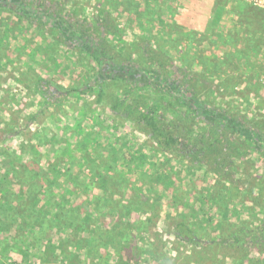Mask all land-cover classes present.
Segmentation results:
<instances>
[{
  "label": "rangeland",
  "instance_id": "1",
  "mask_svg": "<svg viewBox=\"0 0 264 264\" xmlns=\"http://www.w3.org/2000/svg\"><path fill=\"white\" fill-rule=\"evenodd\" d=\"M62 1L65 13L77 10V17L68 18L69 22L107 11L121 43L112 42L111 59L99 62L54 38L50 28L42 26L44 16L33 10L35 18L30 19L20 0L0 5V163L4 153L14 163L37 157L44 168L56 160L65 176L77 172L86 178L83 196L93 190L104 195L101 181L89 185L93 175L104 171V177L112 176L108 177L110 191L123 216L119 225L138 256L130 264H264V61L258 63L264 60V36L261 30L255 34L260 41L254 43L258 46L253 51L249 45L253 35L248 34L243 13L250 4L235 0ZM122 44L120 53L132 58L133 67L141 73V86L134 92L144 106L181 121L192 134L208 130L211 113L204 104L242 119L241 128L230 133L236 147L232 183L219 182L204 165L165 152L129 120L112 113L111 105L124 98L129 80L136 78L128 74L126 80L122 69L112 78L103 74ZM144 48L155 50L151 51L155 56L162 54L168 73L188 72L193 85H188L189 92L162 80L159 65L149 59L151 52L150 56L142 53ZM40 78L65 94L60 103L42 107V92L36 88ZM100 81L102 87L96 84ZM90 86L85 96L77 92ZM99 89L103 90L100 102ZM195 103L199 115L193 112ZM131 146L145 152L152 164L141 163L140 156L132 158L126 151ZM123 151L129 167L120 174L106 170ZM85 154L88 165L82 159ZM72 163H78L76 171ZM43 178L48 184L50 176ZM119 181L123 189L117 188ZM126 194L138 198L141 209L135 210L128 197H121ZM181 221L194 228L197 245L174 236L172 228ZM54 235L41 239L38 253L27 251L28 264H51L44 247L49 239L56 243L64 237ZM120 240L111 248L120 249ZM114 249L106 251L105 260L96 253L93 264L126 262L118 259ZM21 260L15 251L0 252V264ZM77 264L90 263L83 257Z\"/></svg>",
  "mask_w": 264,
  "mask_h": 264
},
{
  "label": "trees",
  "instance_id": "2",
  "mask_svg": "<svg viewBox=\"0 0 264 264\" xmlns=\"http://www.w3.org/2000/svg\"><path fill=\"white\" fill-rule=\"evenodd\" d=\"M7 2L8 0H0V5H5ZM19 3L23 4L30 19L35 18L31 12L33 10L43 15L42 26L50 28L49 31L54 38L98 59L99 62L105 63L104 59H111V55L114 53L112 42L114 44L120 42L119 30L114 25L111 14L105 10H99L90 18H78L69 22L68 18L77 17V10L65 13L62 0H20ZM247 6L243 12L246 13L245 21L243 17L242 20L246 29H249L248 34L253 35L249 45L255 51L258 45H254V43L260 41L255 40V34L261 30L260 36H264V10L252 5ZM11 8L13 9L14 6ZM20 15L25 16L26 14L22 12ZM52 21L58 24L55 28L49 24ZM123 45L118 47L117 55L112 60V66L102 69L103 74L112 78L116 71L122 69L124 73H127L124 74L126 80L129 77L128 74L130 76L136 74V78L129 80V88L126 90L124 98L116 99L111 105L112 113L129 120L165 152L175 153L183 160L190 161L191 164L204 165L212 174L220 178L219 182L224 180L226 183H232L234 181L233 157L236 147L230 133L241 128L239 122L242 119H235L231 112L204 104L203 108L211 113V118L206 122L208 130L202 134H192L191 131L184 128L181 121L170 120V118L158 114L153 108L144 106L134 92L135 88L141 86L142 80L139 79L141 73L133 67L135 62L132 58H126L120 53ZM151 51L155 50L144 48L142 53L145 56H150ZM152 53L149 59L159 65L160 78L172 83L178 90L189 92L188 85H192L189 83L190 74L188 75L186 71L181 76L176 72L168 73L162 54L156 55V57V52L153 53V56ZM262 61L264 60H260V62L258 60V63H262ZM102 65L104 64L102 63ZM96 84L102 87L104 82L100 81ZM36 88L42 92V107L60 103L61 98L65 97V94L55 89L47 79H38ZM91 90L90 86L87 89L79 88L77 92L85 96ZM66 95L68 96L69 93L66 92ZM97 96V101L100 102L103 98V90L99 89ZM130 96L132 97L130 98ZM192 107L194 108L193 112L199 115L201 110L198 104L195 103ZM11 134L9 133L6 137ZM126 151L132 158L140 156L141 163L152 164V161L147 160L145 152L140 149L131 146ZM59 152L64 155L63 150H59L57 153L59 154ZM262 152L264 154V151ZM125 153L124 151L118 152L117 160H111L112 164H108L106 170H114L115 174L124 172L127 166L129 167ZM84 156L82 159L88 165L87 155ZM55 161L44 168V164L37 157H32L26 163H14V158H11L10 155L7 157V154L4 153L3 162L0 163V252L15 251L22 256L21 262L28 264V250L33 251V254L38 253L41 239H47L51 233H55L54 236L57 237L63 233V238H58L56 243L53 242V239H49L44 247L43 253L46 255V261L51 264L56 262L77 264L82 261L83 257L93 264L96 253L105 260L106 251L114 249L111 248V244L116 245V240L119 237L121 240L118 245L121 247L114 250L119 260H126L120 264H130L129 261L132 260L138 261V256L129 247L130 240L124 235V227L120 228L119 225L120 218L123 216L120 213L121 207L119 206L121 205L117 201H113L114 195L110 191L109 178L113 177L110 175H108L109 178L104 177V171L93 175L88 181L89 185H93L95 181H101L104 195L93 190L91 194L83 196L81 188L85 187L86 178H80L77 172H73L69 177L65 176L59 170L61 163ZM71 165V169L74 171L79 167L78 163ZM45 174L50 176L48 184H45V178H43ZM80 182L82 184H79ZM116 186L124 188L120 181L116 183ZM96 187L98 188V186ZM214 191L215 189H212L211 194ZM121 197H128L135 210L141 209L139 199H135L133 194ZM112 222L113 225L110 226ZM103 226L107 227L103 228ZM113 227L114 229H112ZM103 229L107 230L103 231ZM172 233L180 242L198 244L194 228L185 221L178 222L173 226ZM70 249H73V252H70ZM101 249H104V252H101ZM58 250L60 254L56 253ZM79 255L83 256L81 260Z\"/></svg>",
  "mask_w": 264,
  "mask_h": 264
},
{
  "label": "built area",
  "instance_id": "3",
  "mask_svg": "<svg viewBox=\"0 0 264 264\" xmlns=\"http://www.w3.org/2000/svg\"><path fill=\"white\" fill-rule=\"evenodd\" d=\"M235 1H242L248 3L258 9L264 10V0H235ZM14 264H22L20 262H15Z\"/></svg>",
  "mask_w": 264,
  "mask_h": 264
},
{
  "label": "water",
  "instance_id": "4",
  "mask_svg": "<svg viewBox=\"0 0 264 264\" xmlns=\"http://www.w3.org/2000/svg\"><path fill=\"white\" fill-rule=\"evenodd\" d=\"M90 85H93L92 83Z\"/></svg>",
  "mask_w": 264,
  "mask_h": 264
}]
</instances>
